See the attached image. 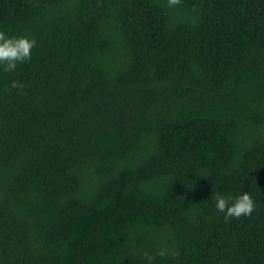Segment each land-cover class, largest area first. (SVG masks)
I'll use <instances>...</instances> for the list:
<instances>
[{
  "label": "trees",
  "instance_id": "obj_1",
  "mask_svg": "<svg viewBox=\"0 0 264 264\" xmlns=\"http://www.w3.org/2000/svg\"><path fill=\"white\" fill-rule=\"evenodd\" d=\"M0 30L37 41L0 68V264H264V0H0Z\"/></svg>",
  "mask_w": 264,
  "mask_h": 264
},
{
  "label": "clouds",
  "instance_id": "obj_2",
  "mask_svg": "<svg viewBox=\"0 0 264 264\" xmlns=\"http://www.w3.org/2000/svg\"><path fill=\"white\" fill-rule=\"evenodd\" d=\"M179 3V0H168L169 6ZM35 38L26 35L10 34L7 31L0 30V68L6 72H12L19 63L31 59L32 49L36 46ZM12 88H23V84L18 81H11ZM215 208L217 211L224 213L227 220L230 217L248 216L254 208L253 199L249 192L244 191L235 195L215 194ZM160 256L166 255V250L161 249L158 253ZM148 264H151L153 257L145 254Z\"/></svg>",
  "mask_w": 264,
  "mask_h": 264
}]
</instances>
